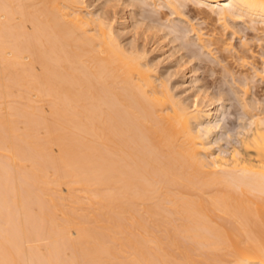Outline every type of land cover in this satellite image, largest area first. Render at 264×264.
<instances>
[{
	"label": "bare ground",
	"instance_id": "obj_1",
	"mask_svg": "<svg viewBox=\"0 0 264 264\" xmlns=\"http://www.w3.org/2000/svg\"><path fill=\"white\" fill-rule=\"evenodd\" d=\"M263 84L264 0H0V264H264Z\"/></svg>",
	"mask_w": 264,
	"mask_h": 264
},
{
	"label": "rangeland",
	"instance_id": "obj_2",
	"mask_svg": "<svg viewBox=\"0 0 264 264\" xmlns=\"http://www.w3.org/2000/svg\"><path fill=\"white\" fill-rule=\"evenodd\" d=\"M200 72H201V71H200ZM200 72H199V73H200ZM203 75H204V73H203V71H202V75H201V73H200V78H201V79H203V78L205 77V76H203ZM217 77H219V76H217ZM208 79H210V78L208 77V78H207V81H210V80H211V79H210V80H208ZM217 83H218V82H217ZM218 85H219V83H218ZM261 85H262V84H260L259 86H261ZM210 86H211V87H210V88H211V91L215 90V91H213V92H216V91H217V88H218V89L220 88V87L217 86V84H216V85H215V84H210ZM256 87H258V85H256ZM262 88H264V84H263ZM212 89H213V90H212ZM256 89H257V88H256ZM256 89H253V90H252L253 92H254V91H255V92L257 91V92H256V98L264 99V89H263L262 91H261V88H260V87H259L258 90H256ZM237 109H238V108H237ZM237 109L235 108V110H233V109H232V110H229V112H227V114L225 115V118H226L228 124L231 125V124L234 122V119H233V118H238V117L240 116V113H241V112H240L239 109H238L239 111H238ZM1 112H2V113L5 112L4 107H2ZM232 113H233V114H232ZM237 113H238L239 116L236 115ZM234 115H235V116H234ZM237 116H238V117H237ZM0 157H1V156H0ZM3 160H4V159H3ZM3 160H0V161H3ZM2 163H3V162H2ZM3 164H4V163H3ZM0 165H1V164H0ZM2 166H4V165H2ZM14 172H15V171H13V173H14ZM16 174H17V172H16ZM16 176H17V175H16ZM20 176H21V175H20ZM23 176H24V175H23ZM23 176H21V177H22L21 180L23 179ZM17 177H18V176H17ZM17 177H16V180H19V179H17ZM24 177H27V176L25 175ZM13 178L15 179V175H13ZM18 178H19V177H18ZM27 179H29V178L27 177ZM16 180H14V181L16 182ZM19 181H20V180H19ZM21 183H22V184H23V183H28V181L26 182V180L23 179V181L20 182V184H21ZM28 184H30V186H31V183H28ZM24 185H26V184H24ZM26 186H27V185H26ZM26 186H25V187H26ZM30 186H29V187H30ZM22 187H23V186H22ZM25 187H24V188H25ZM24 188H23V189H24ZM28 189H29V188H28V186H27V188H25V191L28 190ZM31 189H32V190H31ZM0 190H1V189H0ZM30 190H31V191H30L31 194L29 193V191H28V194H30V195H32V196H33V195H35V196L37 195L35 192H33L34 188H33L32 186L30 187ZM22 192H24V191L21 189V193H22ZM0 193H1V192H0ZM22 195H24V196L26 197L27 194H25V193L23 194V193H22ZM3 197H5V195H4ZM22 197H23V196H22ZM25 197H23V200H24V201H25ZM6 198H7V196H6ZM28 198H29V197H28ZM31 198H32V197H31ZM35 198H37V197H33V199H35ZM39 198H41V197H39ZM0 199H1V198H0ZM43 199H45V198H43ZM43 199L41 198V200H43ZM1 200H2V199H1ZM26 200H28V202H25V203L28 204V206H29V204H30V202H31L32 200H31V199H30V200H29V199H26ZM4 201H5V198H4ZM7 201H9V198L7 199ZM36 201H37V203H38V200H36ZM39 201H40V199H39ZM43 201H44V200H43ZM43 201H40V204H39V208H40V210H38L39 212H41L42 214L45 215L44 217H46V218L43 217V218H44L43 220H42V218H41L43 215L39 214V212H38L37 209H36V208H38L36 203H35L34 208H33V207L31 208L32 205L30 206V208L33 210V211H32V215L34 216L33 224L35 225L36 223H34V222H40V220H42V221L44 222V220H45V223H44L43 226H42L43 230H45L46 228H48V226H47V225H48V216H46V215H49V214H50L49 211H51V210H49V209H50V205H49V203H48L47 201H46V202H43ZM1 202H2V201H1ZM1 202H0V203H1ZM9 202H10V201H9ZM9 202H8V203H9ZM42 202H43V204H41ZM32 203L34 204V201H32ZM1 204H5V205H6L7 203H3V202H2ZM10 204H11V203H10ZM8 205H9V204H8ZM10 206H12V205H9V208H11ZM1 207H2V206H1ZM6 207H7V206H5V208H6ZM2 208H3V207H2ZM7 208H8V207H7ZM48 208H49V209H48ZM12 209H13V206H12ZM41 209H42V211H41ZM46 209H47V210H46ZM4 210H5V209L3 208V211H4ZM15 210H16V209H15ZM48 210H49V211H48ZM5 211H6V210H5ZM5 211H4V215H5ZM7 211H8V210H7ZM9 211H11V210L9 209ZM12 211H13V210H12ZM12 211H11V212H12ZM35 211H36V212H35ZM46 211H47V213H46ZM1 212H2V211H1ZM14 212H15L14 215H12V214H10V215H12V216H16V215L20 216V214H19L17 211H14ZM6 213H7V212H6ZM35 213H36V214H35ZM2 215H3V212H2ZM37 215H38L39 218L36 217ZM40 215H41V216H40ZM7 216H8V213H7ZM7 216L5 215V217H6V218H5V219H6V222H5V220L3 221V220L0 219V226H1L0 228H4L3 226H7V225H5V223H6V224H9L10 222L14 221V220L10 221V220H11L10 216H9V217H7ZM18 216H17V217H18ZM2 217H3V216H2ZM2 217H1V218H2ZM7 218H9V220H8ZM20 218H21V217H18V220H16V221L20 222V220H21ZM2 219H3V218H2ZM14 219H16V218L14 217ZM38 220H39V221H38ZM3 222H4V223H3ZM1 223H3L4 225L2 226ZM41 223H42V222H41ZM10 224H11V223H10ZM38 228H39V227H38ZM36 234H37V228H36V231H35V235H36ZM32 236H34V234H33ZM42 236H43V234L41 235V238H42L41 241H42V243H44V241H45V242H48L46 239H45V240L43 239L44 237H46L45 234H44V237H42ZM34 237H35V236H34ZM46 238H47V237H46ZM41 241H39V242L41 243ZM39 242H37V243H39ZM25 244H27V243H24V242H23V246H25L24 248H26V246H27V248H28L29 244L31 245V243H29L28 245H25ZM46 245H47V244H46ZM22 248H23V247H22ZM24 248H23V249H24ZM57 248H58V247H57ZM59 248H60V247H59ZM60 249H61V248H60ZM24 250L26 251V249H24ZM44 250H45V248H44ZM61 251H62V250H61ZM63 252H64V251H62V252H61L60 254H58V256H57V259H58V260H59L58 257H61V258H60V261H61L62 257H63V260H65V258H67V259L69 258V257H68L69 255H72V254H70L71 251H69V254H68L67 252H65V253L63 254ZM62 254H63V255H62ZM65 254H68V255H66V257H64ZM25 257H26V256H25ZM26 258H27V257H26ZM26 258H25V261L23 260V262H26L25 264H28L29 262H28V260H26ZM39 258H41V257H39ZM23 259H24V258H23ZM44 259H45V257H44ZM44 259H37L38 261H36V260H35V261L38 262V263H44V264H50V263H51V261H49L50 263L48 262V260H49L48 258H46V260H44ZM47 259H48V260H47ZM40 260H41V261H40ZM42 261H43V262H42ZM44 261L47 262V263H45ZM51 264H52V263H51Z\"/></svg>",
	"mask_w": 264,
	"mask_h": 264
}]
</instances>
